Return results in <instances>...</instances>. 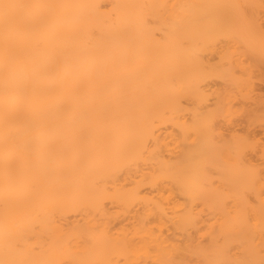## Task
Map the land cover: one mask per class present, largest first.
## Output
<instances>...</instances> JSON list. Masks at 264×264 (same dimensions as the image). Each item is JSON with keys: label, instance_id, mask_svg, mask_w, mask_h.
<instances>
[{"label": "bare ground", "instance_id": "bare-ground-1", "mask_svg": "<svg viewBox=\"0 0 264 264\" xmlns=\"http://www.w3.org/2000/svg\"><path fill=\"white\" fill-rule=\"evenodd\" d=\"M197 1L0 0V264H264V213H205L220 112H186L205 95L191 47L213 44L198 14L234 17L218 51L236 65L206 68L237 81L264 73V0ZM243 152L245 203L264 183Z\"/></svg>", "mask_w": 264, "mask_h": 264}, {"label": "rangeland", "instance_id": "rangeland-1", "mask_svg": "<svg viewBox=\"0 0 264 264\" xmlns=\"http://www.w3.org/2000/svg\"><path fill=\"white\" fill-rule=\"evenodd\" d=\"M204 1V0H203ZM207 1V5L206 7H208V4H210L209 2H211L210 5H212V3L216 4L217 0H205ZM263 1V0H262ZM198 2V6H201L202 3L199 5L200 1ZM196 2V3H197ZM219 2H225V1H219ZM205 4V2H203ZM214 4V5H215ZM221 3H219L216 6H220ZM213 5V7H215ZM205 7V5H204ZM210 8H212L211 6H209ZM218 8V7H217ZM209 8H206L205 11L201 14H198L199 17H205L203 19L204 23L206 24L205 26V30L206 33H208L209 35V39L207 40L208 42L211 39V42H213V44H197L195 45V49H193V45L191 47V51L192 55L194 56V58H192V63H194L195 61H198L201 64H196L194 63V66H196V68L198 70H202V68L200 69V66H203V68L205 69V72L203 71V73L200 72V74L198 73V76L196 77V75L192 76V80H193V84H197L196 86H198L197 88L200 90L201 88V92H204L203 97H196V93L194 95L191 96V98L189 97V103L190 107H188V110L186 111L188 113V117L189 119L192 116H203L206 115V113H202V110L206 112H208V110H216V112H220V114L216 115L215 111L213 113V115L218 116V122L221 126V130H223V139H222V145L221 148H223V152H222V156L223 158H221V172L217 171L216 169H211V176L213 179V183L215 185H220L223 191V197L222 200L219 204V207L215 208L212 207L210 204L206 207L205 213L210 217L213 216H220V217H234L235 215H237L238 213H242V214H248L253 215L254 211L258 212V215L261 213H264V188L262 189L260 195H257L252 189L248 190L245 192V196H246V202H241L240 199L238 198L239 196V191L240 189L237 187L239 185V183H241L240 185H243L244 182H247L246 180V175L242 172H240L239 170V174L238 176L235 174V172H232L233 169H236V167H231L232 164L235 162L236 157L240 156L241 151H244L243 153H247V155L249 157L252 158V162L256 163L259 166V178L261 180V182L264 183V73H262L261 71L258 69H255V61L256 59H258L257 61L260 63L261 61V57L256 53V52H251V49H249L247 47V45L244 44L245 47L247 48H240V46H242L241 44L239 45L238 51L236 53V55L240 53V58L241 60H244L245 63L243 62V64H245V68L249 67L248 63H253L254 66L253 69H246L247 71L245 72H240V70L237 69V73L239 71V73L241 74H236V80H229L230 79V75L226 76V72L225 69L224 70V74L222 76L217 75V74H213L211 73L213 70L208 67L212 66L214 67V69H218V68H225L228 67H234L236 64H230L231 66H227L228 62H227V58L229 59V57L226 58V55L224 54L221 55L218 50L222 49L220 47H224L226 46V44H228L227 41H229V36L227 35L225 29L227 30L228 27L227 24H224L225 22L229 23V21H226V19L231 18L232 16H227L226 19H223L225 21H222V17L220 16H224L226 15V13L222 14V10H218L216 13V9L213 10L209 9L212 12H209L208 10ZM220 9V7H219ZM206 10H208L209 13L206 12ZM218 12L222 15H218ZM206 15H205V14ZM262 16V17H261ZM261 17V21L263 22V30L261 32H264V12H262V14L260 15ZM224 18V17H223ZM234 18V17H232ZM231 18V19H232ZM201 19V18H200ZM220 19V21H222L221 23L218 22V20ZM229 20V19H228ZM232 20H230L231 22ZM204 24V25H205ZM229 25V24H228ZM225 28V29H223ZM259 32V34L261 33ZM231 38V37H230ZM209 42V43H211ZM227 42V43H226ZM199 43V42H198ZM220 46V47H219ZM211 47V48H210ZM206 49V50H204ZM201 50V51H199ZM243 50L247 51V53L245 52V54L243 55ZM254 51V50H252ZM197 52V53H196ZM250 52V53H249ZM199 53V54H198ZM229 54L233 52H228ZM198 54V55H197ZM228 54V55H229ZM231 54V55H232ZM253 54H256V56ZM192 56V57H193ZM235 56V53L232 55ZM251 56V58H250ZM196 57V58H195ZM231 57V56H230ZM237 57V56H236ZM235 57V62H237V58ZM257 57V58H255ZM203 60H201V59ZM239 58V57H238ZM196 59V60H195ZM225 59V60H224ZM239 60V59H238ZM240 61V60H239ZM238 61V62H239ZM256 61V63H257ZM233 62V59H231V63ZM227 63V64H226ZM251 63V64H252ZM239 64V63H238ZM241 64V63H240ZM258 64V63H257ZM262 64V63H261ZM242 65V64H241ZM247 65V67H246ZM264 65V64H263ZM244 67V66H243ZM259 68V67H257ZM260 69V68H259ZM222 69H218L217 71L219 72ZM250 70V71H249ZM256 70V71H255ZM209 71V72H208ZM215 71V70H214ZM223 71V70H222ZM227 71V70H226ZM243 71V70H242ZM260 71V72H259ZM194 72V71H193ZM208 72V73H206ZM249 73L250 75V79L248 77H246V74ZM203 74V75H202ZM248 75V74H247ZM203 78H202V77ZM238 76V77H237ZM245 76V80L249 79V83H243V85L241 84L240 81V77ZM197 79V80H196ZM242 80V79H241ZM233 81V82H232ZM246 81V82H247ZM240 84H238V83ZM244 82V81H243ZM239 85V86H238ZM193 86V85H192ZM195 86V88H196ZM241 86V87H240ZM219 89L220 93H221V99L220 101L217 100L216 98V92L215 90ZM198 90V91H199ZM195 91V90H194ZM194 93V92H193ZM218 95V93H217ZM220 96V95H219ZM196 97V98H195ZM219 102L221 103V105H219ZM223 102V103H222ZM197 109L201 110V112L199 111V113H197L198 111H195ZM219 108V109H217ZM195 111V112H194ZM212 111H210V115H212L211 113ZM209 115V114H208ZM187 116V114H186ZM214 117V116H213ZM196 118V117H195ZM215 118V117H214ZM217 118V117H216ZM215 118V119H216ZM191 120V119H190ZM235 129V130H234ZM197 138L192 137L191 136V143L194 144L197 141L195 140ZM237 142V143H236ZM191 144V145H192ZM196 144V143H195ZM240 146H238V145ZM238 146V147H237ZM195 146H192V148ZM239 148V149H237ZM238 150V152L236 151ZM222 151V150H221ZM239 155H237V153H239ZM238 162H236L235 164H237ZM228 166L229 171H226L228 169H226V167L224 168V166ZM237 166V165H235ZM238 169V168H237ZM225 170V171H224ZM231 170V171H230ZM210 171V169H208V172ZM241 174H244L245 177L239 176ZM244 178L246 180H244ZM210 177L208 179V181L212 180ZM215 179V180H214ZM235 179L237 181H235ZM241 182H240V180ZM243 179V180H242ZM237 186H235L236 184ZM238 182V183H237ZM210 183V182H208ZM235 184L234 186L232 185ZM247 184V183H245ZM212 185V184H210ZM240 187V186H239ZM224 188V189H223ZM245 188V187H244ZM243 188V189H244ZM242 189V190H243ZM181 238V237H180ZM235 245V243L233 244V246Z\"/></svg>", "mask_w": 264, "mask_h": 264}]
</instances>
